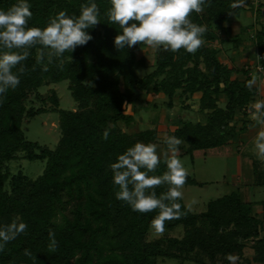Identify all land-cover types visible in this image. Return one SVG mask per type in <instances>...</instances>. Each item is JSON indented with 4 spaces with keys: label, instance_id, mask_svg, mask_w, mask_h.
<instances>
[{
    "label": "trees",
    "instance_id": "16d2710c",
    "mask_svg": "<svg viewBox=\"0 0 264 264\" xmlns=\"http://www.w3.org/2000/svg\"><path fill=\"white\" fill-rule=\"evenodd\" d=\"M15 2L0 0V9L6 10ZM28 2L33 13L29 26L42 28L50 16L61 10L78 16L86 0ZM95 2L101 15L100 24L89 29L93 40L73 53L66 52L62 68L58 67L60 59L54 58L48 72L36 64L32 50L23 62L27 71L19 86L0 100V224L19 219L28 225L25 234L0 252V264H161V260L169 259L196 264H218L221 259L223 264H229V253L238 257L239 263L264 264V216H259L260 211L253 207L255 201L244 200L239 192L232 191L210 200L202 212L188 211L180 219L166 221L167 229L183 225L181 237L147 241L149 224L156 213L135 212L117 200L109 169L117 155L135 142L159 143L155 127L135 132L120 127L121 123L128 127L135 122L134 115L141 109L137 102L148 93H162L168 109L174 106L175 98L184 102L198 93L201 119L183 120L173 115L174 129L167 130V134L184 141L180 148L191 157L229 154L236 118L242 115L238 131H246L248 123H252L249 106L258 92L257 83L251 90L245 86L253 78L251 72L220 60L227 43L242 40L238 34L220 39L217 33H230V27L223 23L240 12L242 6L232 7L240 0H211L203 12H193L190 19L207 28L202 37L204 45L195 54L183 48L175 53L155 50L153 63L145 66L151 70L143 76H138L135 69L144 61L140 60L139 65L134 53L143 44L117 50L114 37L121 30L104 15L110 7L109 0ZM217 42L222 47L214 45ZM253 43L257 54L264 57V32H256ZM259 63L264 69V59ZM233 73H241L243 79L232 77ZM61 80H68L76 106L72 110L59 108L57 93L51 89L49 110L58 113L60 138L50 149L25 139L24 120L46 110L26 103L41 86ZM88 81L94 86H89ZM128 105L130 113L126 111ZM105 129L109 130L107 140L102 139ZM18 151L28 159H46L43 172L35 178L20 171L10 174L7 162ZM253 166L252 183L264 185V167L256 171ZM164 171L166 166L161 163L151 174L162 175ZM193 183L195 180L187 176L185 184ZM166 190L167 185L155 189L158 195ZM179 203L185 206L182 200ZM49 229L58 241L55 252L47 249ZM247 243L253 251L250 259L243 255ZM25 249L31 251L35 261L23 254Z\"/></svg>",
    "mask_w": 264,
    "mask_h": 264
},
{
    "label": "clouds",
    "instance_id": "9594fccd",
    "mask_svg": "<svg viewBox=\"0 0 264 264\" xmlns=\"http://www.w3.org/2000/svg\"><path fill=\"white\" fill-rule=\"evenodd\" d=\"M243 2L240 0L232 7L242 6ZM109 3L104 15L121 30L114 37L117 50L144 44L156 51L175 53L183 48L195 54L205 43L202 37L207 31L206 26L194 23L190 17L193 12H203L204 5L210 4L211 0H109ZM30 9L28 0H16L6 10L0 9V100L9 90L19 86L21 76L27 71L23 62L32 55V50H35L36 64L43 72L49 71L54 58L60 59L58 67L62 68L64 54L86 46L93 40L89 29L100 24L101 12L95 0L82 3L78 16L59 11L50 16L42 28L29 26L33 16ZM255 55L257 60L264 59ZM87 83L94 86L90 81ZM254 84L255 77L247 80L245 86L251 90ZM249 114L259 127L253 139L254 154L264 162V100L250 104ZM108 137L109 130L105 129L102 139ZM183 142L175 135L165 134L162 139L165 147L158 151V143L137 141L109 164L116 188L115 198L126 203L132 211L155 212L149 227L158 234L164 233L166 221L180 219L192 208L191 204L182 206L179 203L183 200L181 189L188 176L179 158ZM161 163L166 166V171L162 175H152ZM164 185L167 190L158 195L155 189ZM27 228L28 225L19 219L0 224V252L9 242L25 234ZM48 239V251L55 252L58 241L52 229H49ZM23 254L36 260L28 249ZM226 259L229 264H236L238 257L229 253Z\"/></svg>",
    "mask_w": 264,
    "mask_h": 264
},
{
    "label": "rangeland",
    "instance_id": "374dc122",
    "mask_svg": "<svg viewBox=\"0 0 264 264\" xmlns=\"http://www.w3.org/2000/svg\"><path fill=\"white\" fill-rule=\"evenodd\" d=\"M244 11H246V15H244ZM223 25L230 27V33L225 34L223 31L219 32L217 30L220 39H228L227 37L238 34L242 40L240 43L238 41L227 43V49H222L224 51L220 53V60L234 68H242L251 72L253 77L256 78L258 85L256 100H264V69L256 58L257 48L255 43H253L256 32H264V0H245L240 12L236 15H230ZM213 28L214 26L212 25ZM236 44L239 45L237 46ZM214 45L221 46L218 42L214 43ZM134 53L139 65L141 63L140 60L144 61L140 67H136L135 69L138 76H143L151 70V67L145 66L153 63L155 50L143 44L136 47ZM232 77L243 79L241 73H233ZM51 89H54L57 93L59 108L69 110L75 108L76 103L68 89V80L43 85L38 89L39 92L37 94L33 93L29 96L26 104L32 106L34 109L42 107V109L46 110L25 119L23 131L26 140L35 141L39 145H45L53 149L60 138V130L58 127V113L49 110L52 107V103L48 97ZM196 96H199V94H195L194 98L187 100L185 103L175 98V105L171 109H168L162 93H159L157 96L148 93L142 98L143 100L137 102L138 108L140 107L141 109L134 115L135 123H132L128 127L121 123L120 127L128 132L155 127L159 137L158 151L163 150L165 146L161 143V139L167 134V130L174 129L171 115H178L179 117L191 120L198 119L200 116L197 113L198 103ZM185 106H188V109H185ZM126 111L130 113V105L127 106ZM241 116L236 118L238 120L235 126L236 132L234 138L231 140L232 145L230 146L228 155H200L191 157L189 154L184 153L183 148H180L179 158L187 169L188 176L196 182L185 184L181 189L183 192L182 201L185 206L192 205L191 212H202L206 209L207 203L210 200L232 191H237L240 193L242 199L255 201L256 203H254L253 207L260 211L259 216H264V185L252 183L253 165H255L256 168L254 170L256 171L264 167V162L258 160L254 154L253 139L259 127L255 124V121H252L253 123L250 125L248 123V132H239L238 129L242 121ZM244 132L246 134H243ZM35 151L38 152L37 149ZM240 154L241 157L239 158ZM252 160H255V162L257 160L258 164H252ZM45 163L46 159H28L24 157L23 151H18L16 157L7 162V167L10 174L20 171L30 178H35L43 172ZM246 178L249 179L250 183L245 184L244 180ZM193 201H195L194 204ZM183 231L184 227L181 224L172 229L165 228L163 234H158L149 227L146 240L150 241L158 237L179 238L182 236ZM252 252L250 244H245L243 255H246L250 259ZM160 263L196 264L193 261L181 263L173 259L161 260ZM217 263L223 264L224 262L218 259ZM236 264H243V262L239 263L237 259Z\"/></svg>",
    "mask_w": 264,
    "mask_h": 264
},
{
    "label": "crops",
    "instance_id": "0c3cea01",
    "mask_svg": "<svg viewBox=\"0 0 264 264\" xmlns=\"http://www.w3.org/2000/svg\"><path fill=\"white\" fill-rule=\"evenodd\" d=\"M244 15H246V11H244ZM222 53V52H221ZM195 97V94L192 96V97H190V98H188V99H186V100H184V103L187 101V100H190L191 98H194ZM197 97V103H198V96H196ZM222 97V101H224L225 100V98H224V96H221ZM175 105V104H174ZM185 109H188V106H185ZM198 109V108H197ZM200 116L198 117V119H195V120H192V121H198V120H200L201 119V117H202V115H203V113L202 112H200V111H198L197 112ZM171 114V113H170ZM171 116H173V115H171ZM176 116H178V115H176ZM179 117V116H178ZM250 117V116H249ZM181 119H183V120H186L185 118H182V117H180ZM251 119V118H250ZM191 120V119H190ZM252 120V119H251ZM253 121V120H252ZM135 123V122H134ZM253 123V122H252ZM250 125V124H249ZM249 130H248V128L246 129V132H248ZM246 132H244L243 134H246ZM242 134V135H243ZM241 157V154H240V156H239V158ZM241 161V160H240ZM252 181V180H251ZM244 182H245V184L248 182V178H246L245 180H244ZM250 182V181H249ZM246 189V188H245Z\"/></svg>",
    "mask_w": 264,
    "mask_h": 264
}]
</instances>
